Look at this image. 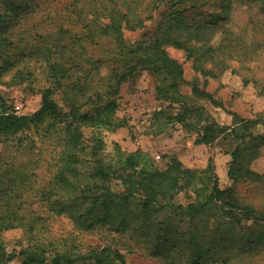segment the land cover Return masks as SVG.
<instances>
[{
	"label": "trees",
	"instance_id": "trees-1",
	"mask_svg": "<svg viewBox=\"0 0 264 264\" xmlns=\"http://www.w3.org/2000/svg\"><path fill=\"white\" fill-rule=\"evenodd\" d=\"M189 2L195 3V9L218 5L219 12L211 15L215 25L185 23L180 7ZM0 5V85H6L4 77L16 67L12 58L17 54L44 62L50 83L42 91L41 107L31 115L10 112L0 96V105L5 107L0 109V134L15 136L32 128L63 126L56 172L41 192L48 214L68 217L80 231L105 229L126 237L129 249L141 250L164 264H231L226 255L231 249L242 255L255 253L264 243V214L240 202L235 186L246 181L264 183V172L251 169L264 145V133L257 126L261 119L228 113L231 125H221L204 116L205 110L197 105L184 104L182 86L187 82L183 69L164 47L184 50L194 61L205 58L202 61L213 62L221 52L232 57L233 33L225 26L231 10L245 5L260 7L264 14V0H0ZM156 11L162 13L154 32L129 43L124 32L143 28ZM35 18L31 31L30 20ZM217 25L222 38L214 47ZM102 40L116 46L112 58L104 61L90 53ZM103 67L107 68L104 75ZM142 71L160 81L157 99L170 102L169 106L183 105L182 111L167 120L185 124L201 117L195 144L210 145L221 137L230 140V187L221 188L210 169L183 168L176 159L159 169L148 154L139 150L127 153L117 145L114 156H104L99 130L113 132L127 126L125 119L115 117L119 107L115 96L121 84ZM200 73L214 76L204 69ZM17 74L11 77L12 83L15 78L18 84L24 83L30 77L22 70ZM188 85L193 100L224 110L211 93ZM59 91L64 95L63 107L53 98ZM93 104L91 113L83 111ZM85 129H90L89 137L84 135ZM186 190L194 192V201L175 205V197ZM1 193L0 202L6 204L0 211V229L25 228L32 234L38 218L25 221L26 214L7 188ZM16 257L21 264H126L120 250L109 244L86 254L38 245H28L15 254L0 244V264Z\"/></svg>",
	"mask_w": 264,
	"mask_h": 264
},
{
	"label": "rangeland",
	"instance_id": "rangeland-1",
	"mask_svg": "<svg viewBox=\"0 0 264 264\" xmlns=\"http://www.w3.org/2000/svg\"><path fill=\"white\" fill-rule=\"evenodd\" d=\"M194 4L189 2L180 7L183 10L184 22L188 25L205 23L215 25L212 23L211 15L219 12L218 5L209 4L195 9L192 8ZM162 11L153 12V20L146 21L143 28L134 32L125 31L126 40L133 43L139 38L151 35L156 29V22L161 20ZM36 20V18L30 20V27ZM217 26L212 39L214 47L219 45L222 38L221 29L219 25ZM225 26L233 33L230 37L235 47L231 50L232 57L221 52L213 58V62L202 61L205 58L194 61L193 58L187 57L184 50L172 46L164 47L168 56L183 69L184 80L187 82L182 86L184 104L197 105L200 110H205L204 116L208 115L221 125H231L232 116L228 113H236L248 120L261 119L263 123L264 14L260 12V7L234 6ZM115 49L116 46L110 40H102L90 48V53L94 59L104 61L112 58ZM19 56L17 54L12 58L17 64L13 71L4 77L6 85H0V96L2 103L10 112L31 115L41 107L42 91L50 86L47 79L48 69L42 61ZM200 69L210 71L214 76L202 75ZM19 70L29 72L30 77L24 83L18 84L17 78L12 83L11 77L18 75ZM106 72L107 68L103 67L102 75ZM159 82L152 73L142 71L134 80L121 84L115 96L119 105L115 117L125 119L127 126L113 132L99 130L104 142V156H114L117 145L121 151L127 153L139 150L148 154L159 169H164L171 160L176 159L183 168L196 171L210 169V175L216 178L221 188L230 187L231 182L227 177L229 152L233 148L230 140L221 137L210 145L195 144L194 141L203 123L201 117L195 116L185 124L167 120L168 116H174L182 111L180 106L183 105L174 103L169 106L170 102L157 99L156 86ZM188 84L197 85L211 93L214 99L223 105L224 110L203 101L193 100ZM63 96L61 91L53 96L62 107ZM16 106L20 109H13ZM5 107L0 105L1 110ZM94 108L95 104L83 108V111L91 113ZM261 123L257 125L258 130L264 133V124ZM62 127L60 125L50 130L47 126H42L15 136L0 134V194L7 188L16 205L21 206V213L26 214L25 221L38 218L37 227L32 234L25 228L0 229V244L8 253L15 254L28 245L49 247L59 251L68 249L78 254H86L90 249L109 244L120 250L126 264H164L157 258L145 255L141 250L129 249L130 243L126 237L125 240L122 236L109 233L105 229L93 232L80 231L68 217L47 213L46 203L41 200V192L48 187L56 172L57 159L62 148ZM84 135L89 137L90 129H85ZM260 150L261 156L251 164V169L262 174L264 145ZM235 188L240 202L253 206L264 214L263 182L254 184L248 181L240 182ZM194 198L192 190L181 191L173 203L187 205L194 201ZM5 204L0 202V211L4 210ZM255 250L251 256L237 253L234 249L226 255H230L229 262H233L231 264H264V243ZM7 264H21V259L16 257Z\"/></svg>",
	"mask_w": 264,
	"mask_h": 264
},
{
	"label": "built area",
	"instance_id": "built-area-1",
	"mask_svg": "<svg viewBox=\"0 0 264 264\" xmlns=\"http://www.w3.org/2000/svg\"><path fill=\"white\" fill-rule=\"evenodd\" d=\"M15 109H16V110H19V109H20V107H19V106H16V107H15Z\"/></svg>",
	"mask_w": 264,
	"mask_h": 264
}]
</instances>
